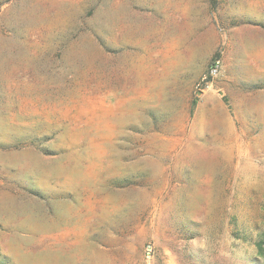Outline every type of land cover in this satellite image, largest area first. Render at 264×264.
I'll return each instance as SVG.
<instances>
[{
  "label": "rangeland",
  "instance_id": "1",
  "mask_svg": "<svg viewBox=\"0 0 264 264\" xmlns=\"http://www.w3.org/2000/svg\"><path fill=\"white\" fill-rule=\"evenodd\" d=\"M0 264H264V0H0Z\"/></svg>",
  "mask_w": 264,
  "mask_h": 264
},
{
  "label": "built area",
  "instance_id": "2",
  "mask_svg": "<svg viewBox=\"0 0 264 264\" xmlns=\"http://www.w3.org/2000/svg\"><path fill=\"white\" fill-rule=\"evenodd\" d=\"M215 70V69H214Z\"/></svg>",
  "mask_w": 264,
  "mask_h": 264
}]
</instances>
